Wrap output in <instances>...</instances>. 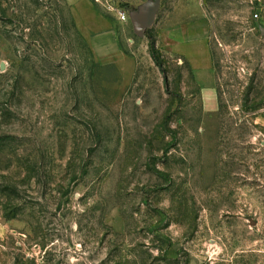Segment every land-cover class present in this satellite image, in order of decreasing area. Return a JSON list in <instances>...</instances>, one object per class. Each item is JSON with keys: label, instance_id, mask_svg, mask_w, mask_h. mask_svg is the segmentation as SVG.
I'll list each match as a JSON object with an SVG mask.
<instances>
[{"label": "rangeland", "instance_id": "obj_1", "mask_svg": "<svg viewBox=\"0 0 264 264\" xmlns=\"http://www.w3.org/2000/svg\"><path fill=\"white\" fill-rule=\"evenodd\" d=\"M198 3L210 112L158 22L163 66L133 29L103 64L65 0H0V264H264V0Z\"/></svg>", "mask_w": 264, "mask_h": 264}, {"label": "crops", "instance_id": "obj_2", "mask_svg": "<svg viewBox=\"0 0 264 264\" xmlns=\"http://www.w3.org/2000/svg\"><path fill=\"white\" fill-rule=\"evenodd\" d=\"M150 1L117 0L130 16L127 21H122L117 14L103 10L94 0H65L76 26L89 36L92 50L103 64L123 58V40L130 36L131 29L135 31L131 13L145 10ZM158 2L155 20L149 29L156 22L159 23L164 34L158 37L167 38L171 44V53L188 63L204 107L209 112L214 111L218 106V79L210 46L211 25L203 8L198 0ZM168 3L172 6L166 10L165 5Z\"/></svg>", "mask_w": 264, "mask_h": 264}, {"label": "water", "instance_id": "obj_3", "mask_svg": "<svg viewBox=\"0 0 264 264\" xmlns=\"http://www.w3.org/2000/svg\"><path fill=\"white\" fill-rule=\"evenodd\" d=\"M158 8V0H151L145 10L141 12L134 11L131 13V18L137 35L144 36L146 34V30L153 25Z\"/></svg>", "mask_w": 264, "mask_h": 264}, {"label": "built area", "instance_id": "obj_4", "mask_svg": "<svg viewBox=\"0 0 264 264\" xmlns=\"http://www.w3.org/2000/svg\"><path fill=\"white\" fill-rule=\"evenodd\" d=\"M103 10L109 13H115L118 15L119 19L122 21H127L129 12L127 9H124L120 4L117 3V0H94Z\"/></svg>", "mask_w": 264, "mask_h": 264}, {"label": "trees", "instance_id": "obj_5", "mask_svg": "<svg viewBox=\"0 0 264 264\" xmlns=\"http://www.w3.org/2000/svg\"><path fill=\"white\" fill-rule=\"evenodd\" d=\"M146 36L149 38V47H150V52L154 60L157 62L158 65L163 66V61L161 59L162 54L160 49L157 47V39L153 35H151L150 29L146 30ZM214 65H215V60H214ZM216 68V65H215ZM217 71V69H216ZM221 108V107H220Z\"/></svg>", "mask_w": 264, "mask_h": 264}]
</instances>
